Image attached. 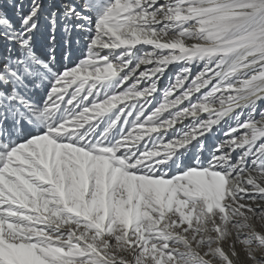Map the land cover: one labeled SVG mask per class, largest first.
I'll return each instance as SVG.
<instances>
[{
	"label": "snow or ice",
	"instance_id": "1",
	"mask_svg": "<svg viewBox=\"0 0 264 264\" xmlns=\"http://www.w3.org/2000/svg\"><path fill=\"white\" fill-rule=\"evenodd\" d=\"M0 264H264V0H0Z\"/></svg>",
	"mask_w": 264,
	"mask_h": 264
}]
</instances>
